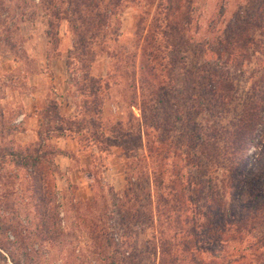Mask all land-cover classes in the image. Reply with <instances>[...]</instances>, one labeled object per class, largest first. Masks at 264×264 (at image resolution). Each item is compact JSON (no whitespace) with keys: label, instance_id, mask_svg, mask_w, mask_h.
<instances>
[{"label":"rangeland","instance_id":"obj_1","mask_svg":"<svg viewBox=\"0 0 264 264\" xmlns=\"http://www.w3.org/2000/svg\"><path fill=\"white\" fill-rule=\"evenodd\" d=\"M260 1L130 0L121 3L117 13L109 19L104 41L93 47L94 57L88 68L91 76L108 83L107 90L101 94L102 121H123L129 111L139 117L138 105L128 104L132 100L138 101L137 79L147 73L144 69L153 66V81L168 83L158 118L160 122L165 118L164 125L168 129L170 125L173 129L168 131L169 134L162 133V142L156 140L157 145H163V148L173 142L170 152L173 150L175 156L170 153L168 161L171 164L166 161L165 173H172L171 170L185 173L187 168L182 155L186 148L181 140L183 137L177 133L181 135L195 131L204 137L214 129L220 132L229 130L236 123L245 103L259 95L264 97V15L257 18L260 27L254 28L252 25L255 22H247L250 15L258 11ZM46 5V0H0V219L11 217L21 230L32 228L37 221L38 201L30 177L34 171L29 166L14 164L7 153L24 148L37 137L44 138L42 132L46 124L43 116L53 97L59 94L65 97L68 105L61 106L62 113L68 111V107L76 111L77 103L87 99L77 89L80 85L85 86L81 78V63L72 57V53L66 58L72 38L69 25L66 21L56 22L52 19L49 16L50 8ZM48 20L53 23L52 28H48ZM168 25H175L180 29L178 34L182 33L183 36L175 47L167 40L170 35L165 37L161 34ZM239 25L244 30L240 39L249 35L254 38L255 44L247 43L241 51L246 55L238 58L235 56L237 52L228 50L230 46L227 45L233 42L230 39L231 28H238ZM46 31L50 33L48 37ZM65 59L69 62L67 67ZM171 63L176 66L169 76ZM197 68L222 71L223 76L231 82L230 94L224 103H208L207 93L204 94L202 87L198 86L200 73H197ZM187 70L192 72V78H189ZM42 85V89H33ZM35 95H42L38 112L31 108ZM262 105L259 142L252 157V160L256 157L260 159L253 160L254 168H264V101ZM35 111L37 114L33 116ZM47 135L46 142L55 147L56 144L49 137L51 134ZM107 142L108 150L100 151L92 143L73 140V148L82 152L72 153L68 148L61 149L71 155L68 166L58 167L53 157H50L51 165L46 166L50 191L48 204L56 210V217L68 234L66 241L81 256L77 261L71 259L66 263L64 251H59L38 236H31L24 251L10 247L19 264L99 263L92 252L95 249L91 248L92 244L84 232L88 218L81 220L75 216L73 203L76 200L91 201L95 197V210L103 212L115 240L127 239V228L138 247H142L144 241L150 238L152 228L144 221L134 224L126 220L120 222L122 217L116 206L125 178L132 175L128 162L137 159L138 166L143 164L140 160L143 157L148 162L146 168L149 170L150 166L147 165L151 164L144 139L140 136L138 144L136 138L129 139L124 146L111 140ZM217 160L218 166H205L202 172L206 177L204 181L210 179L209 182L217 194L223 195L226 204L232 203L238 194L233 195L234 187L226 186L227 174L223 168L228 165L224 160ZM188 170L194 174V169L190 167ZM133 176L127 178L133 182L132 191L135 188ZM248 191L249 188L245 187L244 193ZM81 212L82 207L78 214ZM8 239L13 240L12 234H8ZM212 252L218 253V249ZM155 258V255H146L140 264H152ZM0 264L12 262L4 254V258L0 257Z\"/></svg>","mask_w":264,"mask_h":264},{"label":"trees","instance_id":"obj_2","mask_svg":"<svg viewBox=\"0 0 264 264\" xmlns=\"http://www.w3.org/2000/svg\"><path fill=\"white\" fill-rule=\"evenodd\" d=\"M128 1L130 0H46V7L50 8L49 16L56 22L63 20L69 25L72 38L66 58L72 53V57H76L81 63V78L85 86L80 85L77 89L87 99L79 101L78 109L68 116L59 114V101L50 100L43 116L46 124L42 132L45 134L44 138L37 137L24 148L7 153L11 162L29 166L34 171L30 177L38 209L37 221L29 229L21 230L15 226L17 222H13L11 217L0 219V257L4 258L5 254L12 264H19L10 247L15 246L14 248L24 251L31 236H38L49 242V245L56 246L59 251H64L66 263L71 259L77 261L81 256L66 241L68 234L60 225L56 210L48 204L50 191L46 166L52 163L50 157L64 153L71 158L70 154L46 142L47 134L50 133L49 137L62 136L77 143H92L100 151L108 150V140L124 146L129 139L136 138L137 144L140 136L144 139L151 164L147 165L150 166L149 170L146 168L148 162L143 157L140 159L143 164L138 166L136 158L135 162L133 159L128 162L132 175H135V188L132 191L133 182L127 179L132 177L130 174L125 178L124 188L116 204L117 212L122 217L120 222L126 220L127 223L134 224L144 221L152 228L150 238L144 241L142 247H138L128 228L125 229L127 239H114L103 212L95 210V197L91 201L76 200L73 203L76 218H88L84 224V232L92 244L91 248L95 249L92 252L96 255L98 264H140V260L146 255H155V262L152 264H264V168L253 167V160L260 158L252 160L259 142L258 130L262 120L260 110L264 101L262 95L245 103L236 123L229 130L220 132L214 129L204 137L195 131L181 135L177 133L183 137L181 140L186 148L182 155L187 168L185 173H179V170L165 173L170 153L175 156L173 150L170 152V144L173 142L163 148V145H157L156 140L158 143L162 142V133L169 134L168 131L173 129L170 125L169 129L164 125L165 118L161 122L158 118L159 108L166 98L168 83L153 81V66L144 69L147 73L137 79L138 101L132 100L128 104L138 105L139 117L129 111L123 121H102L101 94L107 90L108 83L88 73L94 57L92 49L104 41L109 19L117 13L118 6ZM263 8L264 0L258 3V11L253 12L247 20L255 22L252 25L254 28L261 26L257 25V18L264 15ZM253 15L254 18H251ZM47 26L52 28L53 23L48 20ZM156 26L158 27L157 24ZM241 26L231 28L230 39L233 42L227 45L230 46L227 47L228 50L237 52L235 56L238 58L246 55L241 51L247 43L255 44L254 38L249 35L240 39L244 31ZM178 31L180 29L175 25H168L161 34L165 37L170 35L167 40L175 47L183 37ZM45 34L47 37L50 35L48 31ZM144 45L147 46V43ZM64 64L66 67L69 65L67 59ZM175 66V63H171L167 75L170 76ZM186 73L192 78L191 71L187 70ZM197 73H200L198 86L202 87L204 94L207 93L206 100L210 105L215 102L222 104L228 99L231 82L223 76L222 71L197 68ZM251 148L253 151L249 152ZM218 158L228 165L223 168L227 174L226 186L234 187L233 195L238 194V198H234L232 203L226 204L223 195L217 194L209 182L210 179L204 181L206 177L202 172L205 166H218ZM138 167L141 168L136 169ZM190 167L194 169V174L188 170ZM245 187L249 188L246 194ZM81 207L83 212L78 214ZM8 234H12V241L8 239ZM213 249H218V253H213Z\"/></svg>","mask_w":264,"mask_h":264},{"label":"crops","instance_id":"obj_3","mask_svg":"<svg viewBox=\"0 0 264 264\" xmlns=\"http://www.w3.org/2000/svg\"><path fill=\"white\" fill-rule=\"evenodd\" d=\"M52 76H55V74H53ZM42 88H43V85L39 86V87H35L33 89L36 91V90L42 89ZM34 94H32V95H34ZM35 96H36L35 99H32L33 104L31 105V108L35 109L38 112V110H39L38 108H39V104H40L42 95H35ZM52 100H54L55 102L59 101V104L57 105V109H58V112L60 115L68 116V115L73 114V112H74L73 107H68V111H66L65 113L64 112L62 113L60 111L61 106H67L68 105V103L65 102L66 100H65L64 96H60V94H59V95H56L55 97H53ZM36 111L33 112V116H36V114H37ZM51 138H52L51 142L56 144L55 148H57V149L61 150L63 148H68V149H70V151L72 153L74 151H76V153L82 152V151H78L76 148H73V146H74L73 140L70 138L62 137V136H51ZM63 142L65 143L66 147L65 146L63 147ZM53 158H54V162H56V163L58 162V167L60 166L62 168L68 166L69 160H70L69 157L67 155H65L64 153H57V154L53 155ZM56 158H58V159H56Z\"/></svg>","mask_w":264,"mask_h":264}]
</instances>
